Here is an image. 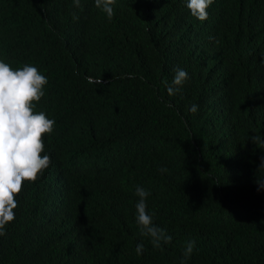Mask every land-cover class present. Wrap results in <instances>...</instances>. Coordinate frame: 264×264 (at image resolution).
<instances>
[{"label":"trees","instance_id":"16d2710c","mask_svg":"<svg viewBox=\"0 0 264 264\" xmlns=\"http://www.w3.org/2000/svg\"><path fill=\"white\" fill-rule=\"evenodd\" d=\"M187 2L116 0L109 20L95 0H0V60L47 77L35 111L55 121L0 264H181L192 240L186 264H264V0H213L204 21Z\"/></svg>","mask_w":264,"mask_h":264},{"label":"clouds","instance_id":"9594fccd","mask_svg":"<svg viewBox=\"0 0 264 264\" xmlns=\"http://www.w3.org/2000/svg\"><path fill=\"white\" fill-rule=\"evenodd\" d=\"M116 0H95V6L101 8L111 20L114 16ZM213 0H188L187 7L192 15L204 21L208 18V7ZM80 7V0H74ZM73 19H78L73 16ZM209 39H214L209 37ZM172 84L167 87L168 94L179 93L189 79L188 73L182 68L174 69ZM48 79L37 67L24 65L20 69L13 68L4 60H0V237L7 234L6 226L15 220L14 209L18 207L17 196L22 192L24 183L36 182L43 172L51 165L50 155L45 152L44 136L54 130L55 121L48 118L45 112L35 111L34 102L44 97V87ZM197 105L190 111L195 113ZM260 148H264V139L260 135L250 138ZM264 170V157L258 172ZM166 172L167 168L161 169ZM258 190H264V176H258ZM135 194L139 197L136 203V223L140 235L150 238L154 248L163 251L162 242L168 244L172 237L164 229L156 226L153 215L147 210L146 198L150 192L137 186ZM196 246L194 240L186 242L181 264L191 257ZM143 243L137 245V254H142Z\"/></svg>","mask_w":264,"mask_h":264}]
</instances>
